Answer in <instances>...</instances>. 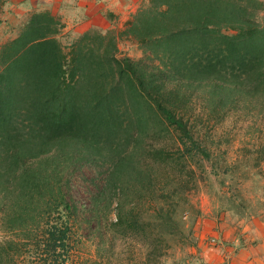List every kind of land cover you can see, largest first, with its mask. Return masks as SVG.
<instances>
[{
    "label": "trees",
    "instance_id": "16d2710c",
    "mask_svg": "<svg viewBox=\"0 0 264 264\" xmlns=\"http://www.w3.org/2000/svg\"><path fill=\"white\" fill-rule=\"evenodd\" d=\"M60 28L33 11L0 47V264H67L80 208L66 190L82 162L104 166L89 217L139 244L137 263L163 264L194 243L192 163L212 159L199 128L264 115V0H143L118 37L152 62L116 57L112 31L65 52ZM238 185L225 184L228 209L264 222V184L255 204Z\"/></svg>",
    "mask_w": 264,
    "mask_h": 264
},
{
    "label": "rangeland",
    "instance_id": "374dc122",
    "mask_svg": "<svg viewBox=\"0 0 264 264\" xmlns=\"http://www.w3.org/2000/svg\"><path fill=\"white\" fill-rule=\"evenodd\" d=\"M142 1L126 20L137 10ZM11 2L12 0H1L0 4V47L4 42L18 34L28 14L33 12V9H29L23 16H19L20 13L14 12L16 7ZM102 16H109L108 19L112 21L109 26L104 29L94 26L88 30H94L101 34L112 31L116 37V57L127 56L133 60L143 59L146 62H152L144 58L145 54L136 43L124 37H118L119 32L125 28L126 20L123 26H120L121 21L118 17L111 20L110 14L103 13ZM67 21L70 22L71 20ZM73 21L77 25L85 22L81 17ZM64 32L66 31L61 29L57 39L66 52L76 38L73 39ZM199 130L200 137L211 152L210 157L212 159L208 161L201 158L196 163H192V166L197 165L199 167L196 171L199 181L197 187L188 197L193 208L185 220L190 221L192 217L190 219L189 217L193 216L196 221L202 215L206 217L221 213L231 219L258 218L257 216L250 218L246 215L237 218L238 213L228 209L226 198L229 196V192L225 191V184L231 182L243 184L238 185L237 188L242 190L243 196L251 198V204H255L256 199L263 196L259 189L264 184V172L261 173V177L255 175L257 167L254 158L255 146L259 141L264 142V115L248 116L246 112L242 111L231 113L226 116L222 123L215 124L210 121L206 126L203 124ZM213 166L220 171L216 172V168ZM259 166L263 168L264 163H260ZM225 170H228L227 174L221 172ZM243 173L244 175H242ZM103 177L104 166L93 162H82L69 181L66 197L76 203L80 212L77 216L70 218L74 248L67 264H118L120 261L123 264L129 262L139 264L137 262L142 261L143 248L139 244L130 238L111 237L105 226V220H93L85 210L90 206L91 196L96 192V185L100 184ZM222 182H224L223 187L221 186ZM113 217L111 213L106 216L107 219ZM9 237H11L9 233L0 230V240ZM192 238L194 240L193 231ZM190 246L186 244L169 249L163 264H187L189 257H191L188 252ZM128 252H130L129 262L127 261Z\"/></svg>",
    "mask_w": 264,
    "mask_h": 264
},
{
    "label": "crops",
    "instance_id": "0c3cea01",
    "mask_svg": "<svg viewBox=\"0 0 264 264\" xmlns=\"http://www.w3.org/2000/svg\"><path fill=\"white\" fill-rule=\"evenodd\" d=\"M141 0H12L14 12L23 16L29 9L46 10L61 24L60 30L75 39L94 26H109V16L123 26ZM16 10V11H15ZM81 17L84 23L75 21ZM16 17V16H15ZM15 19V18H14ZM67 20H71L68 22ZM194 243L187 264H264V222L258 218L231 219L224 214L202 215L193 227ZM215 238L217 244L209 240ZM185 264V263H184Z\"/></svg>",
    "mask_w": 264,
    "mask_h": 264
},
{
    "label": "built area",
    "instance_id": "2783aa9c",
    "mask_svg": "<svg viewBox=\"0 0 264 264\" xmlns=\"http://www.w3.org/2000/svg\"><path fill=\"white\" fill-rule=\"evenodd\" d=\"M209 242H210L212 245H215V246H216V244H217V241H216L215 238H211V239L209 240Z\"/></svg>",
    "mask_w": 264,
    "mask_h": 264
},
{
    "label": "clouds",
    "instance_id": "9594fccd",
    "mask_svg": "<svg viewBox=\"0 0 264 264\" xmlns=\"http://www.w3.org/2000/svg\"><path fill=\"white\" fill-rule=\"evenodd\" d=\"M218 243V242H217Z\"/></svg>",
    "mask_w": 264,
    "mask_h": 264
}]
</instances>
